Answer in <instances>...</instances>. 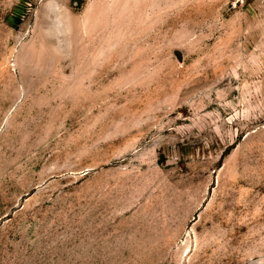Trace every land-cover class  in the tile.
<instances>
[{"label":"rangeland","instance_id":"374dc122","mask_svg":"<svg viewBox=\"0 0 264 264\" xmlns=\"http://www.w3.org/2000/svg\"><path fill=\"white\" fill-rule=\"evenodd\" d=\"M0 264H264V0H0Z\"/></svg>","mask_w":264,"mask_h":264},{"label":"water","instance_id":"95a60500","mask_svg":"<svg viewBox=\"0 0 264 264\" xmlns=\"http://www.w3.org/2000/svg\"><path fill=\"white\" fill-rule=\"evenodd\" d=\"M177 55L182 59V54L180 52H177Z\"/></svg>","mask_w":264,"mask_h":264},{"label":"bare ground","instance_id":"6f19581e","mask_svg":"<svg viewBox=\"0 0 264 264\" xmlns=\"http://www.w3.org/2000/svg\"><path fill=\"white\" fill-rule=\"evenodd\" d=\"M168 25V24H167ZM170 25V24H169ZM169 27V26H168ZM165 28V27H164Z\"/></svg>","mask_w":264,"mask_h":264}]
</instances>
